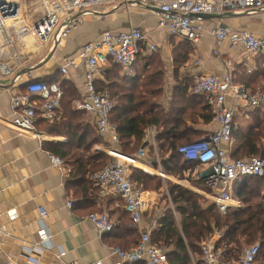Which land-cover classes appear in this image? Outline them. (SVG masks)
I'll return each mask as SVG.
<instances>
[{"label":"built area","instance_id":"obj_1","mask_svg":"<svg viewBox=\"0 0 264 264\" xmlns=\"http://www.w3.org/2000/svg\"><path fill=\"white\" fill-rule=\"evenodd\" d=\"M141 2H149V7H142ZM138 6L152 11L156 17L157 30L165 31L169 37L192 45L199 43L205 31L204 22L208 21L211 25L208 34L215 57H220L219 50L225 42L246 55L264 57V39L255 37L249 31H234L229 26L220 24L230 14L240 16L262 11L264 0H0V79L10 78L15 71L28 65L31 57L22 56L16 50V46L23 43L25 38L34 41L38 55L46 52L44 57L47 58L86 18L96 15L97 10L107 9L111 13H121L129 12L132 8L138 9ZM156 53V46L148 42L147 35L139 29L131 28L115 34L106 31L99 40L84 45L74 56L64 59L58 69L61 77L68 79L72 71L83 65L85 91L82 96L73 100L72 108L90 118L98 133L110 137L112 144L118 143L116 129L110 123V114L116 102L109 98L107 91L96 89V75L102 67L110 64L117 65L127 74L139 55ZM234 73L233 62L226 60L221 74L193 77L190 91L193 95L206 97L217 129L177 149L184 161L198 163L201 167L207 166L201 177L204 178L208 198L220 214H225L228 208L236 209L239 206L232 198V187L236 180L264 177V158H229L234 107L239 105L242 108L264 111V84L250 89L234 83ZM62 95L58 83L29 82L25 92L10 97L9 110L12 118L9 127L18 134L40 136L36 124L40 120L47 123L56 120ZM143 139L156 155V133L151 127L145 131ZM108 152L113 153V150ZM108 155L112 157L110 153ZM145 156L144 149L140 148L135 155L124 157L129 161L125 163L134 165ZM49 160L54 166L61 164L60 159L53 155H49ZM115 160L92 173L90 182L99 197L117 196L123 203L131 226L136 227L141 223L146 203L142 199L141 189L130 181L127 166L124 162ZM157 175L162 178L165 176L161 171ZM67 206L69 208L71 204L67 203ZM39 212L40 218L46 216L43 209ZM7 217L12 221L17 215L12 211L8 212ZM86 219L99 234L110 233L114 229V223L107 213H90ZM37 237L40 251L52 239L43 228L37 231ZM200 249V264H254L261 248L257 243L243 247L235 262L226 261L222 251L216 250L210 241L202 244ZM111 254L118 258L115 264H168L165 250L153 246L147 233L140 236V241L133 248L123 250L113 247ZM63 255L60 253L59 257ZM92 264L103 263L98 261Z\"/></svg>","mask_w":264,"mask_h":264},{"label":"crops","instance_id":"obj_2","mask_svg":"<svg viewBox=\"0 0 264 264\" xmlns=\"http://www.w3.org/2000/svg\"><path fill=\"white\" fill-rule=\"evenodd\" d=\"M137 10V8H132L129 12L121 13H111L107 9L97 10L96 15L86 18L85 22L72 31L47 58L44 57L46 52L38 55L35 42L29 38L16 46L17 53L31 57V59L28 65L15 71L12 77L0 79V231L2 232L0 235V264L5 262L12 264H92L98 261L103 264H115L118 258L111 254L113 247L129 249L135 246L134 240H130L131 236L126 226L135 230L139 237L144 233L150 235L158 227L163 215L155 206L158 205V195L142 191L146 211L142 215L141 223L136 227L131 226L124 214L123 203L117 196L99 197L87 177L81 179L71 176L74 165L70 162L61 160L59 166L50 163L49 155L54 156L50 150H53L56 144L61 147L67 146L68 141L64 136L51 135L41 129H36L40 133L38 137L18 134L12 130L8 125L12 118L9 110L10 97L13 94L25 92V87L29 82L43 81L57 76L64 59L74 56L84 45L99 40L103 32L109 31L115 34L134 28L147 35V41L156 46L163 60L165 86L162 87L160 105L159 103L158 105L161 108L165 106V110L172 106L173 101H178V87L181 84L188 83L191 79L193 81L195 75L221 74L224 71L226 60L233 62L235 72L239 77L241 75L251 76L255 73L249 86L242 82L237 84L248 88L253 84L258 86L264 84V62L260 59L261 56L246 55L240 49L231 47L228 42L220 47L219 58L212 54V40L208 34L211 25L208 21L204 22L205 31L199 43L185 44L187 46L184 47L186 41L171 38L165 31L156 29V17L152 11L149 10L148 15L143 18ZM220 24L229 26L234 31H249L255 37L264 39V9L248 15L228 17ZM185 49H188L186 53ZM145 65V62H137L127 74L120 69L119 79L132 80L135 76L142 74ZM110 67L112 64L102 67L96 75V80H103V73ZM84 72L85 69L81 65L78 70L70 73L68 79L61 77L73 85L79 97L85 91ZM190 93L189 88L186 95L191 96ZM204 99L207 101L206 97ZM194 105L197 109V104ZM254 112L258 113L263 122L264 111L242 108L239 105L234 107V123L243 133H247L252 126L251 114ZM61 114L60 109L56 119H59ZM241 117V121L236 122ZM85 118L93 123L87 116ZM184 122L188 132L184 137H193V140H199L217 129V124L213 120L205 124L200 119L194 122L187 117ZM150 127L157 137L160 129ZM148 128L144 130V133ZM105 142L108 145L106 149H103V145L95 146L94 149L107 154L108 149L114 151L118 146V143L112 144L110 137L106 135ZM59 148L56 147L55 150L58 151ZM140 148L146 153L145 158L139 160L140 168L149 174L157 175L159 171L162 172L157 157L155 161L158 167H152L148 154L150 149L153 152L154 150L144 139L138 150ZM108 153L115 156L114 153L111 154L112 152ZM155 156H157V151ZM136 167L139 168V166ZM205 170L204 167L200 168V176ZM163 179L185 189L190 188L189 190L192 189L196 194L209 199L207 191L188 182L178 181L166 175ZM233 200L239 203L236 209H240L242 204ZM67 203L71 204L69 208ZM40 209L45 211L44 218H40ZM12 211L17 217L11 221L7 215ZM94 212L107 213L114 227L116 223L117 225L123 223L126 226L117 227L113 233L99 234L94 225L86 219L90 213ZM40 228L52 237L41 251L37 237V231ZM219 237H221V232H214L202 244L210 241L214 246ZM60 253L64 254L61 258ZM254 264L263 263L256 260Z\"/></svg>","mask_w":264,"mask_h":264},{"label":"trees","instance_id":"obj_3","mask_svg":"<svg viewBox=\"0 0 264 264\" xmlns=\"http://www.w3.org/2000/svg\"><path fill=\"white\" fill-rule=\"evenodd\" d=\"M185 44L191 45L188 42ZM187 51L188 49H185V53ZM157 54L139 55L136 58L134 67L137 62H145L146 65L142 74L132 80L119 79L120 68L112 64V67L103 73V80L95 81L98 91H107L109 98L116 101L110 114V123L115 125L119 137L118 146L114 151L123 156H132L142 143L144 130L150 126L156 127L160 129L156 137V151L162 172L168 177L188 182L207 191L203 184L204 178L199 174L201 166L195 162L184 161L177 153V149L183 144L196 140H193V137H184L188 133L185 118L189 117L194 122L200 119L205 124L209 123L213 120L211 108L204 97L192 93L191 96L186 95L187 89L192 86L191 79L190 82L178 87V101H173L168 110L160 109L158 100L161 96L164 69L162 71L160 68H154ZM260 59L264 62L263 56ZM254 75L255 73L251 76L239 77L235 72L233 82L248 85ZM43 82L59 84L63 92L60 108L62 114L52 123L40 120L36 124V129L43 128L48 134L64 136L68 141L67 146L61 147L56 144L50 151L60 161L65 160L74 165L71 172L73 178L87 177L91 183L90 175L102 169L106 165V160L110 158L94 149L98 145L108 147L105 136L98 133L94 123L89 122L83 112L72 108L73 100L79 96L70 82L61 79L59 72L57 76L45 79ZM257 86L253 84L250 88L254 89ZM194 104H197V109ZM251 116L253 124L247 133H243L233 121L232 149L229 154L231 160L264 158V121L260 120L257 112L252 113ZM56 147H60L58 151L55 150ZM148 155L152 167L157 168L156 157L151 149ZM129 169L130 181L141 191H149L147 183L150 182L155 185L153 190L165 191L170 203L176 208L179 219L167 211L159 220L158 227L150 234L151 244L165 250L168 264H200L201 244L214 232H221V237L215 242L214 248L222 251L226 261H237L244 245L256 243L261 248L257 260L262 261L264 258V195L262 194L264 193L261 190L264 186V177H245L236 180L232 187V197L242 204V208H228L225 214H220L214 205L204 206L202 197L188 189L142 169L133 166ZM124 214L130 223L128 214L126 212ZM121 226L126 225L116 223L112 233ZM126 227L131 236L130 240H134L135 245L138 244L140 237L135 230Z\"/></svg>","mask_w":264,"mask_h":264},{"label":"rangeland","instance_id":"obj_4","mask_svg":"<svg viewBox=\"0 0 264 264\" xmlns=\"http://www.w3.org/2000/svg\"><path fill=\"white\" fill-rule=\"evenodd\" d=\"M149 2H141L140 3V5L142 6V7H149ZM139 7V6H138ZM142 16H143V18L144 17H146L147 15H148V11L149 10H147V9H145V8H141V7H139L138 8V10H137ZM138 13V14H139ZM157 56V58L155 59V64H156V66L154 67V68H160L162 71H163V69H164V65H163V60H161V58L160 57H158L159 55L157 54L156 55ZM165 71V70H164ZM165 86V82H163L162 83V87H164ZM160 100H161V98H160ZM158 103H159V105H160V101L158 100ZM160 109H166V107L164 106V107H160ZM237 119V118H236ZM235 119V120H236ZM241 119H242V117L239 119L238 118V120H236V122L237 121H241ZM234 121V120H233ZM39 130H40V128H39ZM41 130H44L43 128H41ZM103 149H106V147H103ZM231 149H232V147L230 148V152H231ZM98 151V150H97ZM107 151H109V149L107 150ZM230 152H229V154H230ZM136 154V152L134 153V154H132V155H135ZM107 156H109L108 155V153L106 154ZM110 157V156H109ZM114 161H116L115 159H108V160H106V164L107 163H109V162H114ZM119 161V160H118ZM104 163V164H105ZM140 161H136V163L134 164V165H131V164H127V163H123L124 165H126L127 166V168H128V174H129V176L131 175V170L129 169V167L130 166H133V167H136V166H139V169H141L140 168ZM136 168H138V167H136ZM204 168L206 169L207 168V166H204ZM150 173H152V172H150ZM152 174H154V173H152ZM155 175V174H154ZM154 184H152V183H147V187H149L148 189H149V191H145V192H148V193H155V194H157L158 196H157V198L159 199L158 200V205H155V206H157V208H158V210L161 212V214H165L167 211H170L177 219H179V216L176 214V208H175V206L172 204V203H170V201H169V198L167 197V194L165 193V191H159V190H157V191H155V190H153V188H154ZM186 189H190V188H186ZM201 190H203L204 191V189H201ZM190 191H192L193 193H195V191L194 190H190ZM262 193H264V186H263V188H262ZM196 194V193H195ZM197 195H199L200 197H202V200H203V202H202V204H204V206H209V205H211V201L209 200V199H207V198H205V197H203L202 195H200V194H198L197 193ZM262 195H264V194H262ZM151 197V194H150V196H149V198ZM150 200H151V198H150ZM241 208H242V205H241ZM155 208H153V210H154ZM150 211H152V209L150 210ZM146 214H148V213H146ZM162 215V216H163ZM246 246H250V245H244L243 247H246ZM242 247V248H243ZM262 263L264 264V258L262 259Z\"/></svg>","mask_w":264,"mask_h":264},{"label":"bare ground","instance_id":"obj_5","mask_svg":"<svg viewBox=\"0 0 264 264\" xmlns=\"http://www.w3.org/2000/svg\"><path fill=\"white\" fill-rule=\"evenodd\" d=\"M28 38V37H27ZM27 38H25V39H27ZM30 39V38H29ZM25 41V40H24ZM111 154H113V153H111ZM115 156H112V157H114L115 159H117V160H119L120 162H129L126 158H124V157H122V156H119V155H117V154H114Z\"/></svg>","mask_w":264,"mask_h":264},{"label":"water","instance_id":"obj_6","mask_svg":"<svg viewBox=\"0 0 264 264\" xmlns=\"http://www.w3.org/2000/svg\"><path fill=\"white\" fill-rule=\"evenodd\" d=\"M233 16H234L233 14H230V15H227V16H225V17H233ZM205 18H210V17H205ZM215 18H216V19H220L221 17H215ZM113 153H115V154H117V155H119V156H122V157H126V156H123V155L117 153L116 151H113Z\"/></svg>","mask_w":264,"mask_h":264}]
</instances>
